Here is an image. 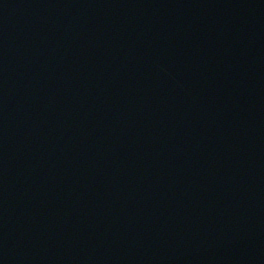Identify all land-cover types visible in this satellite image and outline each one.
<instances>
[{
  "label": "water",
  "instance_id": "obj_1",
  "mask_svg": "<svg viewBox=\"0 0 264 264\" xmlns=\"http://www.w3.org/2000/svg\"><path fill=\"white\" fill-rule=\"evenodd\" d=\"M221 2L0 0V264H260L264 0Z\"/></svg>",
  "mask_w": 264,
  "mask_h": 264
}]
</instances>
